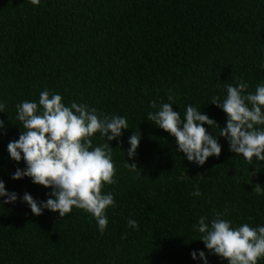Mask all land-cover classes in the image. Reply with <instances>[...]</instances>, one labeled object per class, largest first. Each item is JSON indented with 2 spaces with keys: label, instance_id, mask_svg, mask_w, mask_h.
<instances>
[{
  "label": "trees",
  "instance_id": "1",
  "mask_svg": "<svg viewBox=\"0 0 264 264\" xmlns=\"http://www.w3.org/2000/svg\"><path fill=\"white\" fill-rule=\"evenodd\" d=\"M262 61L264 0H0V181L17 195L8 204L0 197V264H202L192 251H204L207 264H227L204 248L195 226L217 214L232 227L264 226V194L256 191L264 190V161L249 165L229 151L218 135L226 115L210 102L225 98L226 85L244 83L243 94H254L264 83ZM44 90L65 106L126 119L129 128L106 141L115 174L101 193H111L114 206L103 234L81 209L33 215L23 194L39 203L51 189L10 178L25 167L6 151L23 131L16 105L38 102ZM161 103H173L181 120L192 105L215 121L218 128L202 126L216 136L219 156L197 166L177 152L174 138L147 121ZM133 131L140 140L130 160ZM90 139L92 147L104 143L98 133ZM196 187L199 196L191 195Z\"/></svg>",
  "mask_w": 264,
  "mask_h": 264
},
{
  "label": "clouds",
  "instance_id": "2",
  "mask_svg": "<svg viewBox=\"0 0 264 264\" xmlns=\"http://www.w3.org/2000/svg\"><path fill=\"white\" fill-rule=\"evenodd\" d=\"M28 2L37 6L41 0ZM260 67L264 68V61ZM225 87V98L213 97L210 102L226 115L225 126L219 128L218 135L226 139L229 151L242 156L249 165L254 160L264 161V130L254 127L264 125V83L256 86L254 94H243L247 87L244 83ZM168 100H172L171 95ZM61 101L58 93L44 90L39 93L38 102L22 101L16 105L15 118L21 122L23 131L18 139L7 144L6 151L12 161L23 160L25 167L17 168L10 178L27 177L33 184L51 189L46 194L50 198L39 203L28 193L23 194L21 201L28 205L33 215H40L47 209L63 218L73 208L81 209L92 216L98 232L103 234L108 224L105 210L114 206L112 194L101 193L104 185L114 183L115 174L112 148L106 141L118 140L122 129L129 127L122 116L98 115L95 108L85 104L65 106ZM172 104L161 103L157 111L147 114V121L172 136L176 151L183 153L188 162L202 166L208 157H218L221 147L216 136L209 135L202 126L218 128L215 121L192 105H185L181 120V114L172 110ZM149 106L157 108L154 102ZM3 110L4 104L0 103V113H4ZM3 129L4 122L0 121V130ZM94 133L104 141L100 146L92 147L90 138ZM139 140V133L133 131L127 141L128 159L134 158ZM125 166L138 174L135 164L126 161ZM256 191L258 195L264 194L261 187H256ZM191 195H200L198 187ZM0 197L4 198V204L17 200L15 193L5 190L3 181H0ZM127 226L138 227L135 220H128ZM195 230L202 234L199 240L204 248L226 260L227 264H258L264 258V226L232 227L230 221L217 214L208 223L200 217ZM189 255L192 260L199 258L202 264H207L204 251H192Z\"/></svg>",
  "mask_w": 264,
  "mask_h": 264
}]
</instances>
